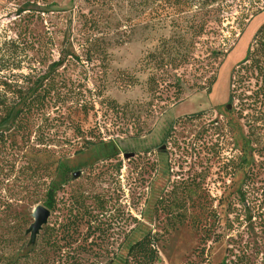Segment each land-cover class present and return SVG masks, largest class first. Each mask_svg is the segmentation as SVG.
Returning a JSON list of instances; mask_svg holds the SVG:
<instances>
[{
  "label": "rangeland",
  "instance_id": "374dc122",
  "mask_svg": "<svg viewBox=\"0 0 264 264\" xmlns=\"http://www.w3.org/2000/svg\"><path fill=\"white\" fill-rule=\"evenodd\" d=\"M262 24L264 0H0V81L47 93L0 108V264H123L146 234L155 264H264V98L227 105Z\"/></svg>",
  "mask_w": 264,
  "mask_h": 264
},
{
  "label": "trees",
  "instance_id": "16d2710c",
  "mask_svg": "<svg viewBox=\"0 0 264 264\" xmlns=\"http://www.w3.org/2000/svg\"><path fill=\"white\" fill-rule=\"evenodd\" d=\"M174 2L186 8L190 5V0H174ZM242 25L243 23H241V26ZM188 27L192 32L193 38L197 39L202 36L204 28L203 23L202 25L201 22L197 24L191 23ZM232 74L227 105L230 106L233 99L237 97L250 100L248 101L249 104H251L250 107L258 105L259 99L264 98V24H262L254 34L245 58L235 67ZM32 78L33 77L29 75L21 77L23 84L20 86H17V81H13L14 85L8 83L7 80L0 81V108L3 113V121H14L20 114H22L21 116L28 115L31 108L43 102L47 93L45 90H42V83L39 84V86L37 85L35 89L33 86V89L28 88V90L25 91L27 81ZM2 79H6V77L4 76ZM41 80L40 78L37 79L35 84L41 82ZM251 81L253 82L251 83ZM39 89L42 90L41 93L37 92ZM30 90H34L32 92V97H28ZM247 92H249L250 95H245ZM11 95L18 99V106L20 108L9 104L8 106L6 105L5 99ZM1 139H3V137L0 135V140ZM53 197L54 191L50 190L48 192L47 202L45 203V207L48 211L52 210L54 207ZM156 246L157 239L154 236L150 234L144 235L141 239L131 243L126 248L123 264H155L158 260ZM230 257L234 259H229L227 262L228 259L225 258L220 264H246L243 255L237 256L232 253V251L228 250L227 258Z\"/></svg>",
  "mask_w": 264,
  "mask_h": 264
},
{
  "label": "water",
  "instance_id": "95a60500",
  "mask_svg": "<svg viewBox=\"0 0 264 264\" xmlns=\"http://www.w3.org/2000/svg\"><path fill=\"white\" fill-rule=\"evenodd\" d=\"M32 217H33V223L28 229V232L30 233L31 241L38 234L42 226L47 223V219L49 217V211L42 206H38L35 208Z\"/></svg>",
  "mask_w": 264,
  "mask_h": 264
}]
</instances>
